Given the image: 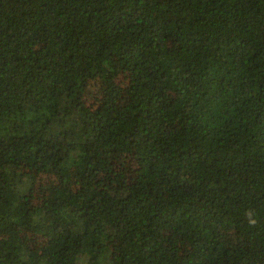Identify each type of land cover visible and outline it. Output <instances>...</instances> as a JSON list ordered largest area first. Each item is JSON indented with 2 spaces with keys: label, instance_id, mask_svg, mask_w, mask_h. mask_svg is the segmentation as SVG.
<instances>
[{
  "label": "trees",
  "instance_id": "obj_1",
  "mask_svg": "<svg viewBox=\"0 0 264 264\" xmlns=\"http://www.w3.org/2000/svg\"><path fill=\"white\" fill-rule=\"evenodd\" d=\"M247 243L264 264V0H0V264Z\"/></svg>",
  "mask_w": 264,
  "mask_h": 264
},
{
  "label": "rangeland",
  "instance_id": "obj_2",
  "mask_svg": "<svg viewBox=\"0 0 264 264\" xmlns=\"http://www.w3.org/2000/svg\"><path fill=\"white\" fill-rule=\"evenodd\" d=\"M259 248L252 243H247L245 246L237 250L236 255H232L231 258L224 264H259Z\"/></svg>",
  "mask_w": 264,
  "mask_h": 264
},
{
  "label": "clouds",
  "instance_id": "obj_3",
  "mask_svg": "<svg viewBox=\"0 0 264 264\" xmlns=\"http://www.w3.org/2000/svg\"><path fill=\"white\" fill-rule=\"evenodd\" d=\"M252 223H255V221H252Z\"/></svg>",
  "mask_w": 264,
  "mask_h": 264
}]
</instances>
